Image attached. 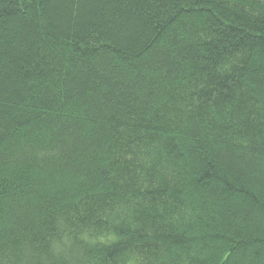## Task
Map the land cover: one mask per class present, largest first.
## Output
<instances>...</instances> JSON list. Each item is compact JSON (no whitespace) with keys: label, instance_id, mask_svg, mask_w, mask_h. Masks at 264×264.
<instances>
[{"label":"trees","instance_id":"trees-1","mask_svg":"<svg viewBox=\"0 0 264 264\" xmlns=\"http://www.w3.org/2000/svg\"><path fill=\"white\" fill-rule=\"evenodd\" d=\"M0 264H264V0H0Z\"/></svg>","mask_w":264,"mask_h":264}]
</instances>
